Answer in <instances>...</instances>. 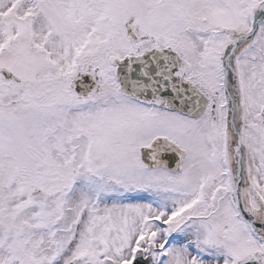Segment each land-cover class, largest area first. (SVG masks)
<instances>
[{
	"label": "snow or ice",
	"instance_id": "1",
	"mask_svg": "<svg viewBox=\"0 0 264 264\" xmlns=\"http://www.w3.org/2000/svg\"><path fill=\"white\" fill-rule=\"evenodd\" d=\"M0 264H264V0H0Z\"/></svg>",
	"mask_w": 264,
	"mask_h": 264
}]
</instances>
